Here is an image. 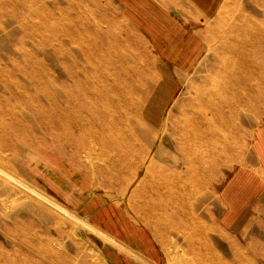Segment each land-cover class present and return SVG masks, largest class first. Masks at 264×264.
<instances>
[{"label": "rangeland", "instance_id": "374dc122", "mask_svg": "<svg viewBox=\"0 0 264 264\" xmlns=\"http://www.w3.org/2000/svg\"><path fill=\"white\" fill-rule=\"evenodd\" d=\"M189 9L206 22L188 20ZM203 9L193 0H0V264H147L118 258L109 236L91 226L93 214L107 208L153 234L158 264H264V222L243 238L219 225L221 190L252 151L264 97H245L234 118L214 123L210 153L199 156L205 161L183 169L190 188L174 211L145 183L159 145L150 146L154 133L125 108L117 117L79 121L68 112L74 97L96 108L108 102L97 100L98 87L84 82L80 64L96 78L114 63L134 73L143 68L162 90L141 96L166 116L188 83L216 75L221 51L240 49L245 65L264 62V0H223L213 14ZM197 43L206 45L202 54L183 60ZM116 48L122 53L111 56ZM27 186L51 198H29Z\"/></svg>", "mask_w": 264, "mask_h": 264}, {"label": "bare ground", "instance_id": "6f19581e", "mask_svg": "<svg viewBox=\"0 0 264 264\" xmlns=\"http://www.w3.org/2000/svg\"><path fill=\"white\" fill-rule=\"evenodd\" d=\"M221 52L220 62L214 69L216 75L203 81L188 83L187 90L189 92L178 97L176 102L171 105L170 111L166 116L163 112L153 113L154 106L150 103V96L148 98L141 96L144 93L148 94L150 88L151 90L157 88L162 90L161 84H157L152 78L145 79L147 76L143 68L138 65L135 67L136 72L134 73L126 67L125 63H120L121 65L114 63L112 65L113 71H110V68H107L109 71L101 69L96 71L97 78L88 72L87 64H80V69L85 73L86 77L84 82L89 80V83L91 82L96 88L98 87L96 90L97 100L100 98L99 101L107 99L108 102H102L96 108L82 102L78 97L67 101L68 112L79 117L78 121L88 115L93 116L95 119H101L105 115L117 117L118 112L125 108V111L132 113L137 118L142 131L154 133L150 146L157 139H159V145L151 158L149 169L147 168L145 183L149 182L147 190L153 194L152 196L157 199L160 198L165 203V207H169L171 211H174L184 200L181 197V191L185 189L184 181L181 180L183 179L181 178L183 169L186 166H189V169L190 167H197L198 160L200 163L205 161V157L201 160L199 156L202 154V157L204 154L210 153L209 136L211 130H214V123H226L231 117L234 118L237 104L245 102V97H247L248 102H256V99L264 97V76L260 77L256 71L258 68L264 71V62L258 61L259 65L257 67L253 63L245 65L242 60L241 50L235 47ZM110 53L111 56H114L122 52L116 48ZM252 55L250 54V57L254 59ZM121 70H124L128 76L124 75ZM118 73L122 75L120 76ZM143 81L145 82V87L142 89L139 86ZM66 85L69 87L68 83ZM129 90L135 91L138 96H134ZM212 105L217 106L215 112L211 111L210 107ZM80 129L76 128V130ZM148 149L150 150L151 148L149 147ZM148 149L146 150V155L149 153ZM3 173L6 172L0 170V174ZM189 188H186L185 191ZM22 190L29 198L40 199L44 203L45 198H51V195L47 192L41 193L28 186L23 187ZM186 194L189 195L188 193ZM186 197L188 198V196ZM187 203L189 205V201ZM13 264H18V261Z\"/></svg>", "mask_w": 264, "mask_h": 264}, {"label": "crops", "instance_id": "0c3cea01", "mask_svg": "<svg viewBox=\"0 0 264 264\" xmlns=\"http://www.w3.org/2000/svg\"><path fill=\"white\" fill-rule=\"evenodd\" d=\"M193 1L195 4L202 6L206 14H213L212 11L218 5H221L223 0ZM187 15L188 20L196 22H206L207 20L196 15L192 17L193 14L190 9ZM142 27L154 39L156 38V33H154L152 27L151 29L146 26ZM187 43H190V41L188 40ZM204 43L203 45L197 43L193 54L189 50L186 52L187 57H185L186 54L179 57L177 59L179 63L182 62L183 57L188 58L189 63H193L205 49L206 45ZM175 52H177L176 56L178 57L179 50ZM185 58L183 60H186ZM250 146L252 151H250L246 163L233 172L220 195L219 225L222 230L238 238L246 237L258 222H264V217L261 216L264 215V117L253 132ZM68 204L72 208L74 207L73 209L79 206L69 201ZM99 212L91 217L93 223L91 226L102 234L109 236L110 241L108 243L111 250L115 254L122 255L118 258L134 263L158 264L160 262L162 258L161 248L153 234L133 225L131 222L126 223V215L124 213L114 214L116 211L113 208H107Z\"/></svg>", "mask_w": 264, "mask_h": 264}]
</instances>
